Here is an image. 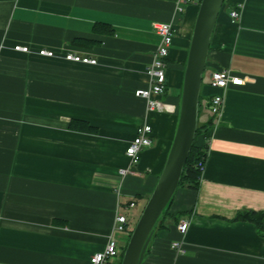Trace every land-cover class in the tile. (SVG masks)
<instances>
[{
	"label": "crops",
	"instance_id": "obj_1",
	"mask_svg": "<svg viewBox=\"0 0 264 264\" xmlns=\"http://www.w3.org/2000/svg\"><path fill=\"white\" fill-rule=\"evenodd\" d=\"M238 4L242 15L233 21L229 13ZM198 11L196 0H0V264H92L127 202H136L126 211L136 221L174 140ZM97 21L111 23L116 34H94ZM156 22H172L175 31L162 96L169 110L149 112L135 92L149 86ZM76 38L100 44L87 47ZM42 48L54 55H41ZM66 52L97 63L69 61ZM218 69L245 83L225 91L216 123L208 106L220 92L209 84ZM200 103V123H212L209 136L198 137L209 144L201 186L177 189L139 264H264V235L255 223L236 220L240 212H264V0L225 1ZM73 119L99 133L72 130ZM144 123L154 129L153 144L123 176L126 149ZM183 219L190 221L184 235ZM116 234L122 252L129 235ZM174 241H183L181 250Z\"/></svg>",
	"mask_w": 264,
	"mask_h": 264
},
{
	"label": "water",
	"instance_id": "obj_2",
	"mask_svg": "<svg viewBox=\"0 0 264 264\" xmlns=\"http://www.w3.org/2000/svg\"><path fill=\"white\" fill-rule=\"evenodd\" d=\"M226 0H201L185 67L178 125L163 171L127 243L121 264H139L148 239L175 195L199 123L200 93L212 35Z\"/></svg>",
	"mask_w": 264,
	"mask_h": 264
},
{
	"label": "built area",
	"instance_id": "obj_3",
	"mask_svg": "<svg viewBox=\"0 0 264 264\" xmlns=\"http://www.w3.org/2000/svg\"><path fill=\"white\" fill-rule=\"evenodd\" d=\"M194 0H181L182 3H190ZM183 6H179L178 11L181 12ZM243 7L241 4L235 6L229 13L230 18L233 21H237L241 18ZM154 29L159 37V44L154 51L152 61L147 67V75L149 78V86L146 88H139L135 94L141 97L147 102V109L151 111H166L169 110V106L162 100V96L165 94L169 84V68L167 59L170 55L172 45L174 43V26L172 22H156L154 23ZM16 50L30 52L31 49L28 45H16ZM39 53L41 55L52 56L54 51L50 49L42 48ZM65 58L69 61L82 62L88 64H96L97 59L89 55H81L75 52H66ZM244 78L235 75L230 69H218L210 73L209 84L219 89L220 92L215 93L209 101V110L211 111L216 123L221 120L223 107L225 103V91L231 85H243ZM154 137V129L151 124L144 123L137 129V133L128 145L126 154L130 159V164L127 168L120 170L121 175L126 176L132 173L133 166L137 165L141 158L142 151L152 146ZM200 167L203 172L205 165L200 162ZM128 204V205H127ZM123 206L122 210H119L116 215V226L114 233L110 236L105 249L101 252H97L91 257L92 264H118L121 259V252L119 250L120 240L116 233L127 232L130 238L134 229L135 222H131L126 211L136 206L135 201L127 202ZM121 208V207H120ZM190 227L189 219H183L178 225L179 231L184 235L187 233ZM129 241V239H128ZM183 241H174L172 246L177 249H182ZM128 243V242H127ZM127 244L125 245V247Z\"/></svg>",
	"mask_w": 264,
	"mask_h": 264
},
{
	"label": "trees",
	"instance_id": "obj_4",
	"mask_svg": "<svg viewBox=\"0 0 264 264\" xmlns=\"http://www.w3.org/2000/svg\"><path fill=\"white\" fill-rule=\"evenodd\" d=\"M200 5V4H199ZM92 32L97 35H102V36H114L116 34V30L113 27L111 23L108 22H102V21H97L93 25ZM76 44H80L83 46L87 47H92L95 45L100 44V41L97 39H84V38H76L74 41ZM31 49V48H30ZM201 112V103L199 106V115ZM212 127V123H198V128H197V134L196 138L193 144V147L191 149L189 158L186 162V165L184 167L180 184L179 187H184L188 189H193V190H198L201 186L202 182V177H203V170L200 167V162H202L204 165L206 164L207 158H208V152H209V144L208 142L200 144L198 142V137L201 134L205 135V138L209 136V130ZM70 128L72 130L80 131V132H85V133H90V134H98L99 133V128L92 125L90 122L86 120H81V119H73L70 122ZM174 198V196H173ZM170 201L166 209L164 210L162 216L159 218L157 224L155 225V228L153 232L151 233L149 239L151 236L159 230L160 228H163L164 225V218L166 215L169 213L170 205L173 201ZM236 220H244V221H251L256 224L258 230L260 233L264 235V212H257V211H244L240 212L236 216ZM148 239V241H149ZM126 247L123 249L121 252V259L118 262V264H121L124 252H125Z\"/></svg>",
	"mask_w": 264,
	"mask_h": 264
},
{
	"label": "rangeland",
	"instance_id": "obj_5",
	"mask_svg": "<svg viewBox=\"0 0 264 264\" xmlns=\"http://www.w3.org/2000/svg\"><path fill=\"white\" fill-rule=\"evenodd\" d=\"M196 1H197L198 4H200V1H201V0H196ZM186 37H188V36H186ZM188 39H189V37H188L186 40L188 41ZM45 49H46V48H45ZM50 50H51V49H50ZM39 51H40V49H39ZM39 51H38V52H39ZM129 164H130V163H129ZM128 166H129V165H128ZM132 170H133V171L136 170V165L133 166ZM130 174H131V173H129V175H130ZM122 199H125V198L122 197ZM147 201H148V199H147ZM147 201H145V204H146ZM145 204H143V207H144ZM143 207H142V208H143ZM142 210H143V209H141V211H140L139 213H137V215L135 216L136 222H137V220L139 219V216H140ZM138 215H139V216H138ZM135 224H136V223H135ZM134 227H135V226H134Z\"/></svg>",
	"mask_w": 264,
	"mask_h": 264
}]
</instances>
